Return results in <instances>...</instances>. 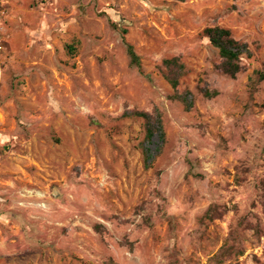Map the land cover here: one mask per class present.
Listing matches in <instances>:
<instances>
[{
  "label": "rangeland",
  "instance_id": "1",
  "mask_svg": "<svg viewBox=\"0 0 264 264\" xmlns=\"http://www.w3.org/2000/svg\"><path fill=\"white\" fill-rule=\"evenodd\" d=\"M263 67L264 0H0V264H264Z\"/></svg>",
  "mask_w": 264,
  "mask_h": 264
},
{
  "label": "trees",
  "instance_id": "2",
  "mask_svg": "<svg viewBox=\"0 0 264 264\" xmlns=\"http://www.w3.org/2000/svg\"><path fill=\"white\" fill-rule=\"evenodd\" d=\"M203 34L208 38L209 42L218 49L221 60L216 64V68L225 75L235 77V75L241 70L240 60L244 53L248 52L246 43L235 39L228 28L214 25L208 26L203 29ZM127 53L130 57L132 64L138 65L139 58L135 53L132 45L127 44ZM163 64L167 68L165 74L166 79L173 88L178 85V79L184 72V64L179 62L177 57L169 59H163ZM259 78L264 79V67L259 71ZM203 96L212 98L217 95L216 89L204 88L201 90ZM177 97L189 107L191 101H189L186 95L177 94ZM132 114L141 116L145 120V139L150 140L154 131H158L160 136H163L161 119L158 116H153L145 111H132ZM145 160L148 159V149L143 148Z\"/></svg>",
  "mask_w": 264,
  "mask_h": 264
}]
</instances>
